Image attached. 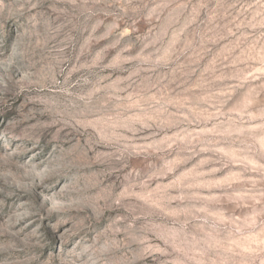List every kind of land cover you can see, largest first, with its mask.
I'll use <instances>...</instances> for the list:
<instances>
[{"label": "rangeland", "instance_id": "rangeland-1", "mask_svg": "<svg viewBox=\"0 0 264 264\" xmlns=\"http://www.w3.org/2000/svg\"><path fill=\"white\" fill-rule=\"evenodd\" d=\"M0 264H264V0H0Z\"/></svg>", "mask_w": 264, "mask_h": 264}]
</instances>
